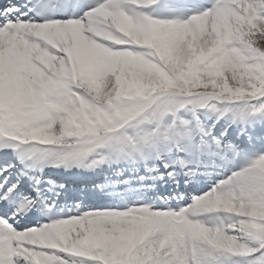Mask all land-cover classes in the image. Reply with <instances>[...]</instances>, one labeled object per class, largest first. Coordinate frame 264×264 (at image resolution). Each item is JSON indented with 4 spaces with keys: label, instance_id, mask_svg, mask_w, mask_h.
Wrapping results in <instances>:
<instances>
[{
    "label": "snow or ice",
    "instance_id": "1",
    "mask_svg": "<svg viewBox=\"0 0 264 264\" xmlns=\"http://www.w3.org/2000/svg\"><path fill=\"white\" fill-rule=\"evenodd\" d=\"M233 126L264 148V0H0V264H264V155L178 207Z\"/></svg>",
    "mask_w": 264,
    "mask_h": 264
},
{
    "label": "rangeland",
    "instance_id": "2",
    "mask_svg": "<svg viewBox=\"0 0 264 264\" xmlns=\"http://www.w3.org/2000/svg\"><path fill=\"white\" fill-rule=\"evenodd\" d=\"M195 1H197V0H191V3H195V4H199V5H202L203 3H202V1L203 0H201V3H196ZM200 1V0H199ZM204 2V1H203ZM188 14H191L190 12L188 13ZM154 15H157L158 17H160V18H163L162 16H161V14L160 13H156V14H154ZM264 150V149H263ZM251 154V156L253 155V157H254V162L261 156V155H264V151H260V152H256V153H253V152H250ZM253 153V154H252ZM250 155L249 156H245V155H242V158H240L239 159V161H238V163L237 164H234V165H232L231 167H229V169L225 172V173H223V174H218L219 176H220V178H218V177H216V182H218V183H221L223 180H226V179H229L230 177H232L235 173H237V172H242V171H244L245 169H247V168H250L253 164H254V162L253 163H249V164H245L244 162H249L247 159L250 157ZM251 158V157H250ZM245 164V165H244ZM222 173V172H221ZM218 178V179H217ZM196 187L197 188H200V189H202V188H207L206 186L204 187V185H203V183L202 182H200V183H198L197 185H196ZM192 188H195V187H192ZM191 190H195V189H191ZM209 192V191H208ZM208 192H206L205 194H197V195H195L194 197L195 198H198L200 195L201 196H204V195H207V193ZM200 196V197H201ZM192 203H190L189 205H191ZM188 205V206H189ZM222 218V215H220V216H213V215H210V214H205V215H203L202 217H201V219H202V221L203 222H205L206 223V225L207 226H209V227H225V224L226 223H228V222H226V221H224V219H221ZM221 221H224V222H222L221 223ZM228 224H230V223H228ZM227 226V225H226Z\"/></svg>",
    "mask_w": 264,
    "mask_h": 264
},
{
    "label": "bare ground",
    "instance_id": "3",
    "mask_svg": "<svg viewBox=\"0 0 264 264\" xmlns=\"http://www.w3.org/2000/svg\"><path fill=\"white\" fill-rule=\"evenodd\" d=\"M87 2L88 3H90V4H95V3H97V0H87ZM100 2H102V0H100ZM87 9H84V10H78V12H77V14H76V18L77 17H79V16H82V13H83V11H86ZM72 13V12H71ZM238 142H241V140L239 139L238 140ZM251 160L252 159H254V157L252 156L251 158H250ZM9 160V157L8 156H6L5 154H3V153H0V165H3L5 162H7ZM252 163V162H251ZM53 172L55 171V169H51ZM61 171V170H60ZM60 171H58V170H56L54 173L56 174H50L49 173V169H46V173H48V174H50L51 175V178H53V179H61L60 178V176H57V175H60L62 172H60ZM105 171H110L109 169H105ZM63 176H65V178L67 179V180H71V181H79V180H88L89 178H87V177H85V176H76V174L75 173H72V174H69V173H64L63 174ZM181 179H182V177H181ZM182 182H183V180H181ZM217 185H216V183H215V185H214V188L216 187ZM164 187H167V186H164ZM213 188V189H214ZM213 189H211L210 191H212ZM209 191V192H210ZM208 192V193H209ZM207 193V194H208ZM194 199L195 198H193L192 200H190L191 202H194ZM179 207H184V206H179ZM220 215H222V218L221 219H224V221H226V222H228V223H233L234 222V218H232V217H230V216H228V215H226V214H215V215H213V216H220ZM224 221H221V223L222 222H224ZM228 223H226L225 224V226L226 225H228Z\"/></svg>",
    "mask_w": 264,
    "mask_h": 264
}]
</instances>
